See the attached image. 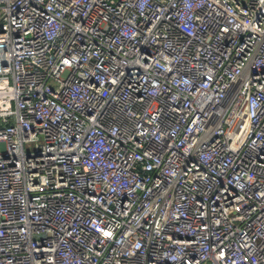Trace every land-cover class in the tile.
I'll use <instances>...</instances> for the list:
<instances>
[{"label": "built area", "instance_id": "built-area-1", "mask_svg": "<svg viewBox=\"0 0 264 264\" xmlns=\"http://www.w3.org/2000/svg\"><path fill=\"white\" fill-rule=\"evenodd\" d=\"M0 264H264V0H0Z\"/></svg>", "mask_w": 264, "mask_h": 264}]
</instances>
